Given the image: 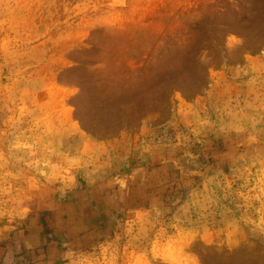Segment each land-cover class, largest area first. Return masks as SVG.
<instances>
[{"label": "rangeland", "instance_id": "1", "mask_svg": "<svg viewBox=\"0 0 264 264\" xmlns=\"http://www.w3.org/2000/svg\"><path fill=\"white\" fill-rule=\"evenodd\" d=\"M14 236L38 264H264V0H0Z\"/></svg>", "mask_w": 264, "mask_h": 264}, {"label": "trees", "instance_id": "2", "mask_svg": "<svg viewBox=\"0 0 264 264\" xmlns=\"http://www.w3.org/2000/svg\"><path fill=\"white\" fill-rule=\"evenodd\" d=\"M47 212L42 214V224L45 229L44 234H52L53 231L48 228L45 217ZM47 251V245L42 247ZM39 254L30 252L21 237L14 236L11 240L3 241L0 244V264H38L40 262Z\"/></svg>", "mask_w": 264, "mask_h": 264}]
</instances>
